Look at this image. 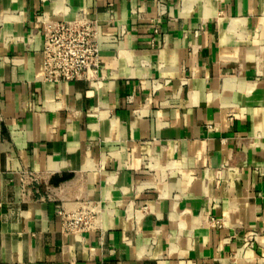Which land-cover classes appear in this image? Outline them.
I'll return each mask as SVG.
<instances>
[{
    "label": "crops",
    "instance_id": "1",
    "mask_svg": "<svg viewBox=\"0 0 264 264\" xmlns=\"http://www.w3.org/2000/svg\"><path fill=\"white\" fill-rule=\"evenodd\" d=\"M78 13L101 79L42 81ZM0 264H264V0H0Z\"/></svg>",
    "mask_w": 264,
    "mask_h": 264
},
{
    "label": "built area",
    "instance_id": "2",
    "mask_svg": "<svg viewBox=\"0 0 264 264\" xmlns=\"http://www.w3.org/2000/svg\"><path fill=\"white\" fill-rule=\"evenodd\" d=\"M42 27L40 79L48 83L86 81L97 83L100 56V25L95 19L78 13L71 20L52 21L44 17L37 20ZM155 32V31H154ZM36 182L27 171L19 173L21 192ZM97 213L94 206L82 203L72 211L57 210L63 233L78 234L91 229Z\"/></svg>",
    "mask_w": 264,
    "mask_h": 264
}]
</instances>
